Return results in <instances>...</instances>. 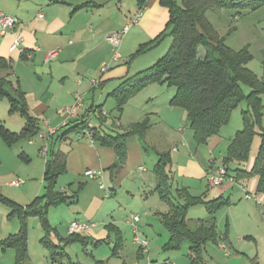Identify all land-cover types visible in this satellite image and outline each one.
Here are the masks:
<instances>
[{"label":"crops","instance_id":"crops-1","mask_svg":"<svg viewBox=\"0 0 264 264\" xmlns=\"http://www.w3.org/2000/svg\"><path fill=\"white\" fill-rule=\"evenodd\" d=\"M177 1L179 4L182 2ZM84 4L89 6L78 9ZM0 11L18 19L15 32L22 34L24 48L32 56L31 59L26 57L25 60L20 50H11L14 42L12 35L0 36V58L10 62V69L0 71V77L19 83L26 94L30 115L36 119L51 112L56 114V116L49 114L44 122L55 127L52 128L54 130L48 128L46 132L49 136H41L49 142L50 149L56 148L67 154L66 173L58 179L56 186L58 192L68 197L77 195L72 203H78L80 194L97 185L99 190L106 194V198L117 196L124 184L122 178L137 181V176H140L141 172L148 173L141 164H138L137 168L126 174L124 170L132 166L131 162L134 158L139 162L144 161L143 157L155 161L153 167L155 174L149 173L141 177L143 185L139 192L143 191L145 197L141 194L143 205L139 215L145 213V223L143 224L141 217L137 235L130 224V216L135 212L133 210L125 209L124 220L115 216L109 217L106 213L107 218L105 221L102 219L104 224L101 225L103 228L101 230H96L98 226L94 224L79 222L88 225V228L75 234L76 236H71L70 224L77 218L74 215L82 211L78 210L79 208L73 212L68 209L67 215L60 220L63 223L56 224L55 227L52 223L53 210L56 211L63 205L54 207L48 214L49 223L54 230L49 239L59 247V250L54 258L50 252L53 263L42 258V264H138V260L142 259H146L147 264H187L191 254L193 255L188 242L182 243L175 250L164 249L170 240V232L164 217L171 212L172 203L185 204L187 197L201 198L205 202L216 199L223 201V205L215 213L218 232L222 235L216 245L222 249L219 252L222 255V262L251 264L253 259L249 256L250 249H253L252 246L257 248L259 242L264 241V194L258 192L259 177L248 174L253 168L260 147L259 137L254 140L252 146V151L255 149L252 162L246 165L247 168L242 167L247 172L233 173L227 164L220 166L214 160L209 162L205 160L207 154L201 153L199 148L187 140V133L184 130L180 138L175 133V129H180L185 119L188 125L189 123L187 114L182 108L170 105L176 93L174 87L151 83L132 96L131 98H135L137 94L139 96L146 91L152 92L145 105L140 107L141 112L144 113L141 118H134L126 112L131 98L120 108V103L111 94L125 80L151 67L168 51L172 41L162 39L151 49L159 50L163 46L165 48L153 59V62L151 58L148 59L151 62L143 66L147 68H139L142 69L140 71L134 69L128 61H122L123 56L120 61H113L116 50L125 52L124 55H135L142 46L155 41L164 32L166 34L169 32L167 31L170 19L169 2L167 0H0ZM139 15L140 17L137 18ZM126 27H129L128 32L122 36L118 46H114L108 37L113 33L122 32ZM55 50H59L58 55L48 62L47 53ZM204 55L205 51L200 53L201 58ZM103 63L110 64L105 74H101ZM124 65L126 67H123ZM93 80H99V83L94 86ZM96 93H99L98 97ZM78 95L84 97V107L79 115L69 119L65 115L62 116L65 111L62 110L72 106ZM109 99L113 101L114 110L111 113L104 108V103ZM50 101H62V104L53 111ZM146 117H149L148 122L151 126L152 119L155 118L159 119L160 125L148 126L141 135L144 139L140 145L135 140L139 135L129 136L126 140V158L117 167H113L116 163V154L112 148L101 145L94 137L91 143V139L84 135L85 131L92 135L93 131L100 135L129 133L135 124L145 121ZM83 118L87 126L83 133L57 141L56 132L65 122L81 121ZM38 123L40 128V120ZM58 133L62 134L63 131ZM220 136L211 138L206 143L207 147L213 149L217 147L219 141H214L212 146L211 140ZM188 138L191 139L190 135ZM149 150L153 152L152 156ZM161 154H166L169 161L164 168L169 180L164 184L156 172ZM121 167L120 172L116 171ZM220 168L228 170V179L218 187H211L208 177ZM88 170L101 171L104 178L109 174L111 185L107 187L105 184V188H101L100 181L85 176ZM185 180L189 183L185 184ZM163 193L168 196L166 200L162 198ZM197 207L203 208L200 213L194 211ZM113 213L114 210H111V214ZM197 214L199 216H195ZM68 216H71L72 221L67 220ZM208 216L209 213L202 204L190 207L187 211V218L191 221L205 219ZM17 226L14 224L9 230L12 232H7L5 236L0 235V242L17 234L20 230L18 221ZM59 227L62 229L61 232ZM136 236L148 242L146 250L134 242ZM67 239L73 241L65 244ZM76 244L80 245L83 251L76 256L77 260L74 262L69 248H73L72 246ZM208 245L202 253L201 264L214 259L208 253ZM102 246L108 248L99 252V247ZM117 246L121 248L117 256H114V249ZM133 246L136 248V257L128 261L125 256L131 255L130 249ZM89 247L95 249L90 251ZM246 248L247 251L243 250ZM31 249H28V257L29 260L31 259L32 263H30L35 264L37 259L31 257ZM16 257L15 249H0V264H16ZM161 261L165 262L160 263Z\"/></svg>","mask_w":264,"mask_h":264},{"label":"trees","instance_id":"trees-1","mask_svg":"<svg viewBox=\"0 0 264 264\" xmlns=\"http://www.w3.org/2000/svg\"><path fill=\"white\" fill-rule=\"evenodd\" d=\"M169 2V26L155 41L142 46L138 53H144L155 47L165 36L172 39L171 45L161 58L150 68L137 73L125 80L111 94L122 105L132 96L151 83L167 84L176 89L171 106L182 108L188 118L190 128L199 143H207L211 138L220 136L222 127L229 122L232 112L243 102L248 110L244 114V128L237 132L231 140L226 160L245 165L249 160L254 140L259 137L260 147L249 175L259 177L258 192L264 194V132L261 127L264 109V76L258 77L248 69L252 56L248 48L235 51L226 44V38L220 37L207 18L209 11L234 10L236 16L244 12L264 9V0H167ZM89 4L79 6L85 9ZM205 48L204 57H200L199 47ZM26 59V55H24ZM10 69V62L0 58V71ZM245 89L249 92L246 94ZM0 96L5 98L10 106V112H18L24 120L22 137L29 140L38 134L39 119L30 115L25 92L18 82H12L6 77H0ZM148 120L135 124L129 133L115 135H100L93 137L103 146L110 147L116 154V167L126 158V140L131 135H142L148 128ZM86 121L76 120L59 128L57 141L66 140L68 136L79 135L86 128ZM63 131L62 134L58 132ZM11 139L6 131L2 132ZM44 171L45 192L27 207L18 206L0 198L9 204V208L18 213L21 226L17 234L11 235L0 242V249L16 250V264H26L28 257V226L27 218L36 217L44 227L42 243L52 253L54 258L59 247L54 245L49 237L53 229L48 220L51 208L71 204L77 195L68 197L57 191L56 186L61 175L66 173L67 154L59 149H50ZM156 166V172L162 184L169 180L164 173L168 164L167 155L161 154ZM240 174L245 169L236 170ZM164 186V185H163ZM169 187V186H168ZM165 193L163 199H167ZM185 204L171 205V212L164 217L170 232V240L165 246L166 251L178 249L184 242L191 247L190 260L192 264H201L202 253L206 245L219 243L222 235L218 232L215 213L223 205L220 199L205 202L201 198L187 197ZM204 205L209 213L205 219L191 221L187 218L190 207ZM71 236H76L75 234ZM67 239L65 244L72 242ZM119 246L114 249V256L119 252ZM73 264V263H71ZM251 264H258L252 260Z\"/></svg>","mask_w":264,"mask_h":264},{"label":"rangeland","instance_id":"rangeland-1","mask_svg":"<svg viewBox=\"0 0 264 264\" xmlns=\"http://www.w3.org/2000/svg\"><path fill=\"white\" fill-rule=\"evenodd\" d=\"M208 21L211 26L218 32L220 37L226 38V44L235 51H240L244 48H248L252 60L248 64V69L251 70L258 77L264 76V9H258L256 11H248L242 13L240 16H236L234 10H220V11H209L207 13ZM167 38V39H166ZM164 37V40L168 42L172 41V39L167 36ZM171 39V40H170ZM165 48L163 46L161 49H151L144 53H136L135 55H124L125 52L116 50L115 54H119L123 56L122 61H128L130 65L134 69L137 68V71L142 69L139 68H147L143 66H147L149 62H153V59L161 53V51ZM205 51V48L200 46L199 53ZM166 54V53H165ZM163 56V55H162ZM151 58V61L148 59ZM161 58V57H159ZM158 58V59H159ZM109 64V63H107ZM153 64V63H152ZM150 66V65H149ZM123 67H126L125 65ZM150 68V67H149ZM32 84V83H31ZM32 86V85H31ZM169 87V86H168ZM46 88V87H45ZM166 89V88H165ZM175 89V88H174ZM173 89V90H174ZM176 91V89L174 90ZM246 94H248L249 90L245 89ZM139 93V92H138ZM152 94L147 91L144 94H140L139 96L131 98L127 101H130L129 106L126 108V112L128 115L137 118L142 117L143 112H141L140 107L142 108L145 105L146 100ZM99 93H96V97H98ZM107 95V94H106ZM105 95V97H106ZM92 95H90L91 97ZM89 97V98H90ZM105 100V99H104ZM263 105H264V95L262 96ZM62 101H53L49 102L51 109L56 111L61 106ZM104 103V101H102ZM104 108L108 112L111 113L113 109V101L109 99L104 103ZM63 109L62 111H64ZM247 104L243 101L231 114L229 122L222 127L221 136L212 141V146L214 145V141H219L217 147L213 149V147L208 148L207 144L199 143L194 137V131L190 128V126L186 123V119L184 123L176 128L175 133L179 136V138L183 134V130L187 133V140L192 142L195 147L199 148L201 153L207 154V160H214L219 163L220 166H224L225 164L231 167L233 173H236V170L244 169L242 167L247 168V164L252 162L255 156V149L251 151L249 160L245 165H239L235 161L226 160L227 150L230 146L231 139H233L237 132L241 131L244 128V114L243 112L247 111ZM57 113V112H56ZM51 114L56 116L55 112H51L46 114L44 117H39L40 120V129L38 134L33 138V140H29L25 137H22V132L24 128V120L22 116L18 112H10V106L8 101L0 96V196L1 198L8 200L12 203L17 204L21 207L29 206L39 195H42L45 192L44 185V171H45V163L47 161V156H49V142L42 137L41 135L49 136L46 130L50 128H55L53 126L46 125L44 122L48 119V115ZM261 126L264 132V109L262 113ZM64 115L63 113L61 114ZM187 117V116H186ZM149 117H146L145 120H148ZM93 120V119H92ZM159 119H152V126L147 123L149 127H156V125H160L158 122ZM158 122V123H157ZM6 131L8 135L11 136V139L6 138L2 132ZM180 131V132H179ZM190 135L191 139L188 138ZM144 139L141 135L135 138L137 143L140 145L141 141ZM144 142V141H143ZM145 144V143H144ZM142 149V148H141ZM149 154L152 156L153 152L149 150ZM144 156V155H143ZM133 154L131 155V159ZM206 158V157H205ZM143 162L135 161V158L131 162L130 168H125L126 174L130 173L133 168H137L138 164H141L148 173L141 172L140 176H137V181L125 180L122 178L123 185L121 189L118 191L117 196H113L110 198L105 197V193L99 190L98 185L96 187H90L85 193L80 194V200L78 203H71L67 205H63L58 210H53V224L56 227V224L63 223L60 221L62 217L67 215V210L70 209L72 212L76 209L81 210L79 214H75L77 216L74 220L76 222L94 224L98 228L96 230H101L102 224H104L106 213L109 217H117L118 219L125 218V209L128 211L133 210L134 214L139 215L142 203V196L145 197V193L139 192L141 189L143 182L141 180L142 176H146L149 173L155 174L153 171L154 160H151L147 157H143ZM157 161V160H156ZM247 165V166H246ZM117 167V166H116ZM251 168H249L250 170ZM122 170V167L119 171ZM107 178H103L106 186L111 185V181ZM181 178V176H179ZM16 181H23L24 185L21 187H13L11 183ZM64 182H62L63 184ZM189 183L188 180H185V184ZM60 188V184L58 185ZM62 186V185H61ZM185 186V185H184ZM182 188V187H181ZM206 187L204 188V191ZM69 193L71 191H68ZM142 194V196H141ZM0 198V235L5 236L11 227L15 224L17 226V221L19 222V226H21V222L19 219L18 213L13 212L9 208V204L4 202ZM201 207L195 208L194 211L199 212ZM111 210H114V213L111 214ZM202 211V210H201ZM58 213V214H55ZM196 213V212H195ZM200 213V212H199ZM193 216V214H192ZM199 216V214L195 215ZM68 221H72L71 216H68ZM139 217L143 218V224L145 223V213L139 215ZM200 218V217H199ZM17 219V220H16ZM104 221H103V220ZM112 219V218H110ZM72 221V222H75ZM71 222V223H72ZM93 222V223H92ZM71 225V224H70ZM27 226H28V249H31V257L33 259H37L35 262L38 264H42L41 259H46L49 263H53L50 257V251L46 248V246L42 243V237L45 235L44 227L41 223V220L36 217H28L27 218ZM18 227V226H17ZM60 228V227H59ZM61 228L59 231L61 232ZM246 243H249L246 241ZM73 248H69V252L71 254V258L76 262V256L82 253L83 248L76 244L72 246ZM108 247L102 246L99 247V252L103 251ZM250 249V258L253 259L258 264H264V241L259 242V246ZM94 248L89 247V250H94ZM208 253L214 257L213 260L207 261V263L203 264H224L222 262V255L219 253L222 249L218 246H214L213 244H209L207 246ZM247 251L246 249H243ZM131 255H126L128 261L133 260L136 257V248L135 246L130 249ZM30 257V258H31ZM137 260V258H136ZM121 261V260H120ZM31 259H28V264H31ZM165 261H161L160 263H164ZM251 262V261H250ZM122 263V262H121ZM147 264L146 259L138 260V264ZM187 264H192L191 260L187 261Z\"/></svg>","mask_w":264,"mask_h":264},{"label":"built area","instance_id":"built-area-1","mask_svg":"<svg viewBox=\"0 0 264 264\" xmlns=\"http://www.w3.org/2000/svg\"><path fill=\"white\" fill-rule=\"evenodd\" d=\"M139 17H140V15L137 18H139ZM17 25H18V19L16 17L5 14V13L0 11V36L4 37L7 35H12L14 38V42H13L11 50L12 51L20 50L22 54L26 55L27 59H31L32 58L31 54L27 53L26 49L24 48L22 34L15 32ZM128 28L129 27H126L125 29H123L122 32H117V33L111 34L108 37V40L114 46H118L122 36L128 32ZM58 53H59V50L48 52L46 55V60L48 62H50L52 59H54L58 55ZM120 60H121V56L119 54L118 55L115 54L113 61L117 62ZM109 68H110V64L103 63L102 68H101V74H105ZM92 82H93L92 84L94 86H96L99 83V80H93ZM83 107H84V97L78 95L76 97L74 104L72 106L68 107L67 109H65L63 114L68 119L71 117H76L79 115V113ZM65 125H67V122H65L63 126H65ZM84 135L87 136L88 139H91V143L93 142V135L91 133L85 131ZM85 176H87L91 179H96V180L100 181L101 188H103V189L105 188V183L103 181V178H104L103 172L88 170L85 172ZM227 179H228V170L226 168H220L215 173L211 174L208 177V181H209V184L211 187H218V186L222 185L225 182V180H227ZM23 183H24L23 181H16V182L11 183V186L19 188L23 185ZM139 222H140L139 215L132 214L130 216V224L132 225V229L136 235H137L138 228H139V226H138ZM87 228H88V225H83V224H80V223L75 221V222L71 223V225L69 227V233L71 235L77 234L79 232L84 231ZM134 242L136 244H138L142 249H144V250L147 249L148 242L146 240L140 239L138 236H136Z\"/></svg>","mask_w":264,"mask_h":264}]
</instances>
